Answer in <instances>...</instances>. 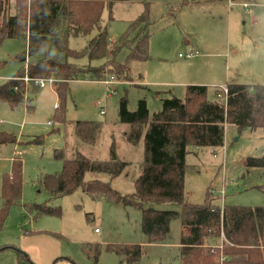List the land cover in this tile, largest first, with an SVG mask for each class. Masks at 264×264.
Listing matches in <instances>:
<instances>
[{"label": "rangeland", "instance_id": "obj_1", "mask_svg": "<svg viewBox=\"0 0 264 264\" xmlns=\"http://www.w3.org/2000/svg\"><path fill=\"white\" fill-rule=\"evenodd\" d=\"M257 2L253 11L258 21L254 23L241 6H237L240 12L229 19L225 14L228 0H118L112 12L107 6L102 15L101 25L108 26L110 39L116 40L146 6L150 10L149 57L131 62L132 80L121 78L120 83L107 84L88 75L71 80L63 104L66 123L54 119L62 100L51 81L43 87L29 85L27 95L31 104L27 102L13 108L9 102H0V129L17 136L16 142L0 147V209L3 175L10 171L13 157L20 156L23 160L22 196L11 206L0 229V247L8 246L0 249V264H33L32 261L35 264H92L83 251L85 242L102 243L97 264H127L120 255L105 249L110 242H140L143 254L139 264H180L183 230L180 218L171 221L167 238L150 242L141 229L139 208L117 204L104 197L92 198L82 188L51 198L42 178L46 173L63 168V161L54 155L55 148L67 146L68 155L74 152L78 141L75 121L93 120L101 122L102 127L93 142L79 149L88 157L108 159L115 140L119 156L130 164L112 180L109 175L94 171H88L85 179L110 181L123 194L134 191L135 178L141 171L144 142L141 139L133 145L127 141L124 132L130 129V124L119 121L120 98L127 96L130 109L137 107L139 98H146L152 118L162 107L164 97L185 96V85L168 81L183 80L181 71L186 68L195 69L197 78L208 81L211 99L215 98V85L220 83H242L249 87L264 84V0ZM11 11H15L14 0ZM138 29L139 26L135 27L130 35ZM98 33L96 28L87 35H72L69 46L83 49ZM23 44L21 38H6L0 44V61H6L0 66V83L18 70L20 63L14 61V56L22 50ZM191 49L198 50L199 54L180 55ZM128 51L129 48H124L118 58L124 60ZM69 60L78 65H99L106 58L90 60L84 55ZM113 87L118 90L116 94H112ZM98 100L105 104V114L100 112ZM54 127L60 130L52 132ZM38 135H43L42 143L32 141ZM189 150L185 172L187 200L203 202L210 188L216 202L221 204L223 201L264 205V167L247 165L249 156L264 154V128L240 130L236 124L226 122L224 145L216 150L206 147L197 152L194 145H189ZM44 202L59 207L61 215H37L35 204ZM156 206L180 209L170 202ZM18 248L28 257L20 259Z\"/></svg>", "mask_w": 264, "mask_h": 264}, {"label": "trees", "instance_id": "obj_2", "mask_svg": "<svg viewBox=\"0 0 264 264\" xmlns=\"http://www.w3.org/2000/svg\"><path fill=\"white\" fill-rule=\"evenodd\" d=\"M0 0V44L6 38H21L23 48L14 56L20 63L16 73L0 83V102H9L18 108L29 101V78H53V86L62 102L56 108L54 119L66 123L64 104L69 82L88 75L90 79L103 80L112 75L117 79H131V62L149 57L151 31L150 10L142 11L129 27L116 39L109 37L108 26H102L105 7L112 12L118 0ZM110 17H113L112 14ZM138 31L131 36L133 29ZM99 33L89 39L83 49L69 46L72 35H87L94 29ZM129 48L124 60L119 53ZM88 56L90 60L106 58L99 65H78L70 58ZM6 61H0L2 66ZM228 98L221 102L209 98L205 84H188L183 98L171 95L162 99V107L150 117L146 98L138 99L137 107L130 109L127 96L119 103V121L130 124L124 132L127 141L137 145L144 142L141 171L136 176L135 189L123 194L110 181L99 178L86 180L88 171L109 175L110 180L122 174L130 164L122 159L115 140L110 146V157H88L81 148L93 142L101 122L75 121L78 137L71 155L67 146L54 149V155L63 161L61 171L46 173L42 178L50 197L69 194L82 188L92 198H106L114 203L135 206L142 212L141 229L150 242L163 241L171 232V221L180 218L190 227L180 241V264H264V205L233 204L216 202L209 188L205 200L194 203L185 194L186 156L189 145L196 147L221 146L225 139V123L230 122L244 129L264 128V84L249 87L246 84L228 85ZM33 106H31L32 108ZM29 108V107H28ZM53 128L51 131H59ZM67 136V135H66ZM43 135L32 139L42 143ZM17 141L11 131L0 129V147ZM80 148V149H79ZM10 171L3 175L0 209V229L3 227L11 206L22 196L23 160L12 158ZM249 167H264V154L249 156ZM170 202L180 209H161L157 204ZM37 215H61L62 210L48 202L36 203ZM217 239V244H212ZM8 246H1L7 248ZM107 251L120 255L127 264H139L143 245L140 242H110ZM103 246L101 242H85L83 251L97 264ZM20 259L28 254L18 248ZM33 264H35L32 261Z\"/></svg>", "mask_w": 264, "mask_h": 264}, {"label": "crops", "instance_id": "obj_3", "mask_svg": "<svg viewBox=\"0 0 264 264\" xmlns=\"http://www.w3.org/2000/svg\"><path fill=\"white\" fill-rule=\"evenodd\" d=\"M249 3L252 7H250V9H251V12H249L248 11V9H246L245 7H244V3ZM226 5V4H225ZM256 5H258V2H257V0H228V3H227V5H226V11H225V14H227V16L229 17V19L232 17V16H236L240 11L237 9V6H241V8L243 9V12L244 13H246V14H250L251 15V21L252 22H257L258 21V18H257V16H256V14H254V11H253V7H256ZM228 7H229V9H228ZM258 8V7H257ZM228 9V10H227ZM113 41H114V39H112ZM181 74L183 75V80H181V81H168L170 84H183V85H185V86H187L188 84H205V85H207V83H208V81L207 80H205V79H199V78H197V76H196V71H195V69H189V68H186L185 70H183V71H181ZM14 75V74H13ZM12 75V76H13ZM11 76V77H12ZM10 77V78H11ZM102 81V80H101ZM232 83H234V82H229L228 84H225V85H229V84H232ZM239 84H242V83H239ZM220 85H221V83H220ZM220 85H215V89H214V91L216 90V87H218V86H220ZM186 90V89H185ZM213 95H214V97L215 98H217L216 97V95L214 94V92H213ZM214 98V99H215ZM103 102V101H102ZM98 105V104H97ZM57 106V105H56ZM103 107L105 108V113H106V107H105V104L103 103ZM104 113V114H105ZM129 142V141H128ZM129 143H131V142H129ZM132 144V143H131ZM134 145V144H133ZM224 145V144H223ZM206 147H209V148H211V149H215L216 150V148H219V147H221V146H216V147H213V146H205V147H196V146H194V150H195V152H197V151H199L200 149H204V148H206ZM222 203H224L223 201H222ZM189 229H190V227H188V226H184L183 225V230H182V236H181V238L184 236V235H186V234H188V232H189ZM96 230H98V228H96ZM212 244H217L218 243V240L217 239H212ZM179 247H180V245H179ZM8 257V260H9V262H11V258H10V256L8 255L7 256ZM58 257H56V259H57ZM35 262H37V260L35 261ZM38 263V262H37ZM23 264H30V263H28V262H24ZM40 264V263H39Z\"/></svg>", "mask_w": 264, "mask_h": 264}, {"label": "built area", "instance_id": "obj_4", "mask_svg": "<svg viewBox=\"0 0 264 264\" xmlns=\"http://www.w3.org/2000/svg\"><path fill=\"white\" fill-rule=\"evenodd\" d=\"M243 5H244V7L246 9H248L249 12H251V9H250L251 5L249 3L245 2ZM196 54H199V51L198 50H194V49L186 51L185 53H180L181 56H186V57H192V56H194ZM25 79L28 80V81L32 80L35 85L41 86V87L45 86L46 83L49 82V81H51L52 83L54 81L53 78H29L28 76H25ZM102 81L106 82L107 84H112V83L114 84V83L122 82L121 80H118L117 78H115L112 75L106 77ZM218 88H219V91L217 93V97L219 98V100H222V102H226L227 98H228V92H229L228 85H220V86H218ZM112 89H113L112 90V94H116L118 92L116 87H113ZM97 104L100 107V112L101 113H105V108L103 107L102 100H98ZM1 122H2V120H0V123ZM19 153H21V152L19 151Z\"/></svg>", "mask_w": 264, "mask_h": 264}]
</instances>
